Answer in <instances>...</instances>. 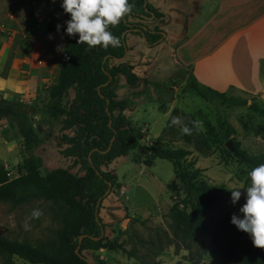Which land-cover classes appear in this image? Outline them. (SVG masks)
Returning a JSON list of instances; mask_svg holds the SVG:
<instances>
[{
	"label": "rangeland",
	"instance_id": "rangeland-1",
	"mask_svg": "<svg viewBox=\"0 0 264 264\" xmlns=\"http://www.w3.org/2000/svg\"><path fill=\"white\" fill-rule=\"evenodd\" d=\"M146 1L152 5L150 2L153 0ZM159 2L173 16V20L171 17L164 20L163 37L152 49H146L150 44L144 37L137 35L136 42L133 34L127 38L128 45L134 47L135 51L147 50V57H138L137 72L150 82L153 96L151 100L139 99V103L126 109V114L135 125L144 128L147 135L143 140L144 145L156 142L168 124L169 139L160 143L168 148L191 150L187 160L194 161L195 166L202 168L198 177L201 181L228 188L247 187L250 183L248 169L234 151L232 136L240 149L250 154L264 153V117L249 107L252 102L262 107L264 105L236 90H231L228 95L246 99V104L230 105L217 98L207 100L200 96L191 86L193 78L184 72L177 59L180 58L179 47L202 22L201 10L205 3L197 16L186 23L184 16L173 9L178 4L182 6V1ZM27 3L28 0H0V74L8 71L5 62L14 54V48L18 47L20 41L28 44L32 42L26 40L28 35H42L47 21H51L48 28L61 23L66 26L64 21L68 19V14L64 11V17L60 15L61 12L58 16L45 17L36 14ZM57 5L60 11V0H55L48 9L56 11ZM168 32L178 35L166 36ZM126 92V81L122 78L119 93ZM2 98L18 102L13 113L0 117V165L5 167L9 178L18 176L24 170L23 162L30 156L41 158L42 173L66 166L67 160L61 156L58 147L60 123L48 113L47 92L41 89L32 99H27L23 94L13 96L0 92V101ZM24 106L28 107L27 111ZM173 117H178L180 123L173 124ZM222 120L228 121L234 128L229 138L233 149L221 134ZM29 125L35 134L31 133L28 141L25 132H28ZM182 126L190 129V141L183 137ZM174 134L178 136L175 139L172 138ZM110 166L115 169L121 182L116 191L112 190L114 202H117L108 206L107 211L106 206L102 205L101 214L105 216L106 212L110 213L112 221L108 222V234L122 242L126 251L101 248L86 250V255L95 262L102 259L108 264H175L179 260L190 264L187 257L189 250L184 245H177L171 228L172 205L185 196L182 184L175 178L172 162L160 157L152 158L143 147L116 159ZM240 191L239 207L244 203V189ZM55 206L40 197L18 205L0 200V234L9 239H27L33 243L55 238L61 227ZM34 209L39 210V216L31 215ZM218 212L217 205L212 203L204 215L208 225L216 219ZM204 243L205 248L193 245L195 254L202 260L211 264H234L221 262L218 255L212 252L214 243L210 235L204 236ZM0 264L32 263L17 256L12 257L11 261L0 256Z\"/></svg>",
	"mask_w": 264,
	"mask_h": 264
},
{
	"label": "trees",
	"instance_id": "trees-1",
	"mask_svg": "<svg viewBox=\"0 0 264 264\" xmlns=\"http://www.w3.org/2000/svg\"><path fill=\"white\" fill-rule=\"evenodd\" d=\"M145 1L128 0L130 11L116 25H108V30L119 39L117 46L88 47L85 43H76V34L66 36L59 76L44 90L48 95V113L60 123L58 147L67 165L42 173L41 158L30 156L23 162L24 170L14 178H9L5 167L0 165V200L12 201L14 205L36 197L49 200L56 205L61 227L55 238L41 243L9 239L0 234V256L8 261L17 256L32 264H108L102 259L91 260L85 251L101 248L126 251L122 242L108 234L110 224L101 216V207L112 190L120 187L118 175L110 165L144 147L152 158L171 161L175 178L183 186L185 196L171 208V228L177 245L189 250L190 264H211L196 255L193 246L205 248V235L211 236L212 252L223 263L264 264V247L254 246L247 233L230 223L233 213L242 215L238 212V200L235 204L230 200V188L201 181L198 177L202 168L187 160L191 150L168 148L160 143L169 139L168 124L155 143L144 145L146 133L126 114V109L139 103V99L151 100L153 96L152 85L134 71L132 63L126 59L116 60L128 50V33L144 36L150 45L162 37L159 26L150 27L141 22L151 16H162ZM60 26L59 30L55 25L49 28L64 32L66 26L62 23ZM122 78L127 85L124 94L119 93ZM191 86L207 100L217 98L230 105L248 102L200 86L194 79ZM16 103L2 98L0 117L13 113ZM249 107L264 117V107L257 102ZM27 108L24 106L25 111ZM220 126L223 138L228 141L234 128L226 120L220 121ZM25 133L29 141L35 130L29 125ZM177 137L174 134L172 138ZM183 137L190 141V134L184 133ZM232 141L235 153L248 170L264 164V153L250 154L238 147L233 136ZM109 188L111 191L106 194ZM212 203L217 205L219 212L208 225L204 215ZM175 264L187 263L179 260Z\"/></svg>",
	"mask_w": 264,
	"mask_h": 264
},
{
	"label": "crops",
	"instance_id": "crops-1",
	"mask_svg": "<svg viewBox=\"0 0 264 264\" xmlns=\"http://www.w3.org/2000/svg\"><path fill=\"white\" fill-rule=\"evenodd\" d=\"M54 1L28 0L27 4L36 14L49 17L58 16L61 12L60 15L64 17L61 6L60 11L59 5L56 11L48 9ZM174 1H182V6L178 4L173 9L178 15L184 16L186 23L197 16L205 3L201 10L203 19L200 26L179 47L180 58L177 59V63L184 72L200 86L227 94L231 90H236L254 97L264 105V0ZM41 3L46 5H40ZM150 3L162 13V16L142 19L141 22L150 27L157 25L162 30L164 20L169 17L173 20V16L170 11H165L159 0ZM176 18L179 20V17ZM50 22L47 21L42 35L37 33L28 35L26 40L32 41L31 43L20 41L18 47L14 48V54L12 53L5 62L8 71L0 74L1 93L13 96L23 94L28 97L27 99H32L39 90L47 88L57 80L67 34L49 29ZM172 34L168 32L166 36L178 35L176 32ZM132 36L134 41L138 37L137 34ZM139 37L142 38L141 35ZM126 42L128 44V40ZM152 48L153 45H148L146 49ZM146 49L135 51L134 47L128 45L126 60L134 65L137 74L138 57H147ZM114 201L112 193L104 199L102 205L106 206V211L108 206L117 202ZM101 216L106 223L109 222L110 213L106 212L105 216L103 214Z\"/></svg>",
	"mask_w": 264,
	"mask_h": 264
},
{
	"label": "clouds",
	"instance_id": "clouds-1",
	"mask_svg": "<svg viewBox=\"0 0 264 264\" xmlns=\"http://www.w3.org/2000/svg\"><path fill=\"white\" fill-rule=\"evenodd\" d=\"M60 6L69 17L64 21V32L70 37L76 34V43H85L88 47L117 46L119 39L108 30V25H116L131 9L128 0H60ZM60 27L56 25L57 30ZM171 122L179 124L180 120L173 117ZM180 130L190 131L187 126ZM247 177L250 180L247 187L229 189L233 204L241 197L240 189H244V203L238 209L242 215L233 213L230 223L247 233L254 246L264 247V164L248 170ZM31 215L39 216L40 212L34 209Z\"/></svg>",
	"mask_w": 264,
	"mask_h": 264
},
{
	"label": "water",
	"instance_id": "water-1",
	"mask_svg": "<svg viewBox=\"0 0 264 264\" xmlns=\"http://www.w3.org/2000/svg\"><path fill=\"white\" fill-rule=\"evenodd\" d=\"M145 2H147V1H145ZM153 16H151V18H152ZM126 34V32H124L123 33V36ZM144 37V36H143ZM145 38V37H144ZM126 57H127V52H126V54L124 55V56H122V57H119V58H116V60L117 61H123V60H125L126 59ZM114 139V138H113ZM113 139L111 140V143L113 142ZM227 145L231 148V149H233V145H232V141L231 140H228L227 141ZM110 146H111V144H110ZM109 146V147H110ZM110 191H111V189L109 188L108 190H107V192H106V194H109L110 193ZM81 238V237H80ZM77 252H78V249H77ZM88 259V261H90V259L89 258H87Z\"/></svg>",
	"mask_w": 264,
	"mask_h": 264
}]
</instances>
